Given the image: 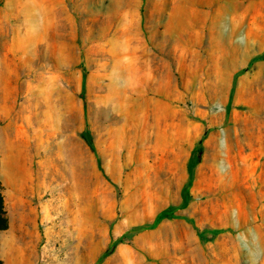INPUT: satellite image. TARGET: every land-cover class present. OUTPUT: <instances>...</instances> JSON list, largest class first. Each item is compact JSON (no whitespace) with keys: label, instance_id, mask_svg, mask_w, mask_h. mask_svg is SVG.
Segmentation results:
<instances>
[{"label":"rangeland","instance_id":"1","mask_svg":"<svg viewBox=\"0 0 264 264\" xmlns=\"http://www.w3.org/2000/svg\"><path fill=\"white\" fill-rule=\"evenodd\" d=\"M263 55L264 0H0L2 264H264Z\"/></svg>","mask_w":264,"mask_h":264},{"label":"trees","instance_id":"2","mask_svg":"<svg viewBox=\"0 0 264 264\" xmlns=\"http://www.w3.org/2000/svg\"><path fill=\"white\" fill-rule=\"evenodd\" d=\"M259 61H264V55L254 59V61H252L251 64H253L255 62H259ZM83 95H84V87H82V93L80 95V97L82 99H83ZM84 138H85L87 145L90 147L91 151L94 152L95 149L93 146L92 138L90 137L89 133L86 132L84 134ZM206 138H207V132L203 135L201 140L197 143V145L194 148L192 155H191V157L187 163L188 179H187V184H186V187L184 188V193H183V202L184 203H186L188 201V198H189L188 197V191L192 187V184H193V181L195 178V169L201 162V153H202V149H203V142L206 140ZM0 177H1V175H0ZM183 206L184 205H182V207ZM163 218H166V214L159 215L149 229L155 228ZM7 229H8V219H7L5 206H4L3 186H2V182H1V178H0V232L6 231ZM144 230H146V229H140L139 232L144 231ZM219 233L220 232H214V233H212V235L216 236ZM202 235H204V233ZM118 242H120V241L118 240ZM114 246H115V244L114 245L112 244L110 246V248H113ZM0 264H2L1 261H0Z\"/></svg>","mask_w":264,"mask_h":264},{"label":"bare ground","instance_id":"3","mask_svg":"<svg viewBox=\"0 0 264 264\" xmlns=\"http://www.w3.org/2000/svg\"><path fill=\"white\" fill-rule=\"evenodd\" d=\"M27 157L28 154L25 150L13 147L11 158L2 163V174L6 175L9 181L14 183L16 194H20L25 189L32 187L30 183H32L33 174L29 173Z\"/></svg>","mask_w":264,"mask_h":264},{"label":"clouds","instance_id":"4","mask_svg":"<svg viewBox=\"0 0 264 264\" xmlns=\"http://www.w3.org/2000/svg\"><path fill=\"white\" fill-rule=\"evenodd\" d=\"M245 239L247 240L248 237L246 236ZM256 243H259V239L256 238ZM261 255H264V253H261ZM250 264H259V260L258 259H254L250 262Z\"/></svg>","mask_w":264,"mask_h":264},{"label":"crops","instance_id":"5","mask_svg":"<svg viewBox=\"0 0 264 264\" xmlns=\"http://www.w3.org/2000/svg\"><path fill=\"white\" fill-rule=\"evenodd\" d=\"M1 175V174H0Z\"/></svg>","mask_w":264,"mask_h":264}]
</instances>
